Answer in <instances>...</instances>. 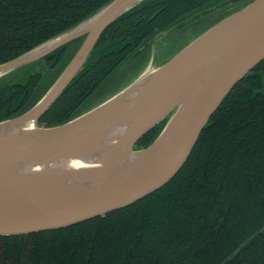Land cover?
<instances>
[{
  "label": "trees",
  "instance_id": "trees-1",
  "mask_svg": "<svg viewBox=\"0 0 264 264\" xmlns=\"http://www.w3.org/2000/svg\"><path fill=\"white\" fill-rule=\"evenodd\" d=\"M251 1L137 3L102 32L37 125L50 128L81 115L95 90L158 35L194 24L213 9H229L205 31ZM110 2L0 0V65L76 28ZM81 41L3 75L0 122L35 106ZM217 108L165 186L131 206L66 229L0 237V264H264V59ZM164 123L133 149L147 147Z\"/></svg>",
  "mask_w": 264,
  "mask_h": 264
},
{
  "label": "water",
  "instance_id": "water-1",
  "mask_svg": "<svg viewBox=\"0 0 264 264\" xmlns=\"http://www.w3.org/2000/svg\"><path fill=\"white\" fill-rule=\"evenodd\" d=\"M141 1L111 0L46 49L41 46L49 41L0 65L1 77L82 38L35 106L0 122L2 134L10 127L24 130L28 123L33 129L28 137L0 135V163L30 157L41 167L55 159L93 155L101 165H79L64 175L25 176L0 170V237L66 229L131 206L165 186L183 167L217 107L264 59V0H252L103 103L61 125L38 126L41 115L81 70L102 32ZM128 94H134L133 99L120 104ZM162 120L152 142L134 150L135 143ZM117 125L122 131L116 142L101 146L106 128ZM130 155L135 160L125 168Z\"/></svg>",
  "mask_w": 264,
  "mask_h": 264
},
{
  "label": "rangeland",
  "instance_id": "rangeland-1",
  "mask_svg": "<svg viewBox=\"0 0 264 264\" xmlns=\"http://www.w3.org/2000/svg\"><path fill=\"white\" fill-rule=\"evenodd\" d=\"M228 10L229 9H213L212 11L202 14V16L196 17L198 20L195 19L194 24L188 23L182 25L180 28L174 29L166 35H159L157 38L147 42V45L138 50L121 69L116 71L114 75L108 78V80L95 90L93 95L86 101V108L83 109V112L103 103L105 99L122 91L128 85L135 83L149 74V72L158 68L159 65L169 60L175 53L180 51L184 45L188 44L193 37L203 32L208 25L217 20L219 15ZM66 34L58 35L56 39L49 41L41 47H47L48 44L58 41V39Z\"/></svg>",
  "mask_w": 264,
  "mask_h": 264
},
{
  "label": "bare ground",
  "instance_id": "bare-ground-1",
  "mask_svg": "<svg viewBox=\"0 0 264 264\" xmlns=\"http://www.w3.org/2000/svg\"><path fill=\"white\" fill-rule=\"evenodd\" d=\"M51 44H48L50 46ZM47 46V47H48ZM47 47H44L45 49ZM134 97V94H128L124 98L119 100L120 104H124L127 102H130ZM33 129L31 127V123H28L25 126L24 130L21 131H15L13 128H8L6 130V133L2 134L0 131V135L3 137H28L29 132H32ZM122 131V127L120 126H110L106 128L104 131V134L102 135L103 137L101 138V142L99 144L101 146H109L113 145L118 137L120 136L119 134ZM84 133V131H83ZM81 138V137H80ZM96 156L93 155H87L85 158L82 159H55L54 162L48 163L45 166L39 167L37 165V161L34 158H24V159H18V160H7L6 162L0 163V170L2 171H10L16 174H21L25 176H30V175H41V174H46V173H56L58 175H64L67 173L68 170L73 169L76 166L79 165H95L101 166L100 164H96L95 158ZM127 161L125 164V168H128L130 164L135 160V157L133 155L127 156Z\"/></svg>",
  "mask_w": 264,
  "mask_h": 264
}]
</instances>
